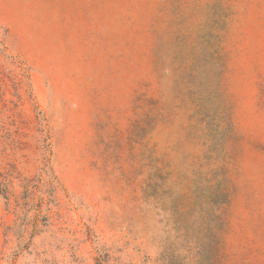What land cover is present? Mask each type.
I'll return each instance as SVG.
<instances>
[{
    "label": "rangeland",
    "instance_id": "rangeland-1",
    "mask_svg": "<svg viewBox=\"0 0 264 264\" xmlns=\"http://www.w3.org/2000/svg\"><path fill=\"white\" fill-rule=\"evenodd\" d=\"M0 264H264V0H0Z\"/></svg>",
    "mask_w": 264,
    "mask_h": 264
}]
</instances>
